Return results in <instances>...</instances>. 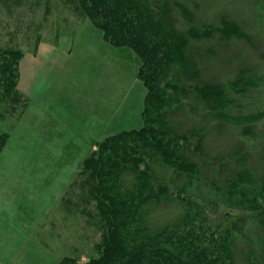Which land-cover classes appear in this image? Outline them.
Wrapping results in <instances>:
<instances>
[{"label":"trees","instance_id":"trees-1","mask_svg":"<svg viewBox=\"0 0 264 264\" xmlns=\"http://www.w3.org/2000/svg\"><path fill=\"white\" fill-rule=\"evenodd\" d=\"M75 1L104 39L138 55L147 94L142 126L96 143L77 177L79 190L92 191L103 210L98 256L56 264H264V171L232 150L205 163L208 132L224 126L221 116L233 101L202 66L216 51H203L202 43L225 32L227 40L247 39L238 19L224 14L213 24L201 9L196 20L181 0ZM22 56L0 47V102L14 106L22 97L15 87ZM243 71L233 77L232 93L255 86ZM3 111L1 120L15 115ZM203 208L243 215L204 226Z\"/></svg>","mask_w":264,"mask_h":264},{"label":"rangeland","instance_id":"rangeland-1","mask_svg":"<svg viewBox=\"0 0 264 264\" xmlns=\"http://www.w3.org/2000/svg\"><path fill=\"white\" fill-rule=\"evenodd\" d=\"M181 1L196 20L202 19L201 9L204 19L213 24L224 14L233 15L248 35L247 39L231 36L227 40L226 32L213 34L202 43L203 51L216 49L206 57L212 60H203L202 66L212 71L210 77L225 87L224 97L233 101L223 112L225 116H221L226 120L224 126L208 132L205 163H215L216 156L224 157L232 150L238 158L252 166L257 163L264 171V2L214 0L218 7H213V0H206L212 3L209 6L204 0ZM79 5L75 0H0V47L23 52L15 85L22 97L14 106L0 102V135H6L0 140V192H21V196L31 193L30 200H12L13 209L3 208L0 212V221L5 219L0 228L5 234L8 228L12 229L10 243L16 250L14 243L23 240L20 224L24 216H33L26 223L33 247L16 257L17 264H56L63 257L82 262L98 256L97 245L106 227L103 210L97 207L92 191H84L83 186L79 190L77 177L96 143L143 124L147 88L143 86V76H138L140 58L130 47H115L104 39L91 19L76 9ZM74 47L79 57L63 62L60 72V55ZM242 70L255 86L243 94L232 93L233 77ZM47 81L51 84V100L54 96L60 98V87L67 93L61 119L53 110L42 107L39 90ZM10 109L15 115L1 120L3 110ZM111 113L110 123L103 129L102 124ZM79 115L85 117L88 125H82ZM98 122L103 129L100 135ZM240 142L242 147L238 146ZM196 203L200 205L201 201ZM48 209L52 212L50 219L45 217ZM203 209L207 210L204 226L224 225L243 215L224 208ZM7 215L12 217L10 224ZM50 221L52 236L62 230L61 239L49 238L43 230ZM17 231L20 238L14 242Z\"/></svg>","mask_w":264,"mask_h":264},{"label":"crops","instance_id":"crops-1","mask_svg":"<svg viewBox=\"0 0 264 264\" xmlns=\"http://www.w3.org/2000/svg\"><path fill=\"white\" fill-rule=\"evenodd\" d=\"M55 51H59V50L55 49ZM77 51L78 50L76 49V47H74V48L71 49L70 52H68V53L66 52L64 54H61L60 56H61L63 61L61 62L62 65H60L59 66L60 68L58 67L57 70L59 69L60 72H61V70H63V64H64L63 62H67L68 60H71L75 56L79 57V52L77 53ZM78 64H79V61H78ZM50 87H51V84L48 81H47V83H43V86L40 87L41 90H39V93H40V98L42 100V107L45 106V107H48L49 110H53V113L56 115V118L57 119H61L62 117H64L61 109L64 111L65 108H66L65 107V102L67 101V93H65L62 90V88L60 87V88H58V91L60 93V98L58 96L57 97L54 96L53 99L51 100V96H50V92H49ZM74 87H79V85H75ZM70 92H71V90H70ZM72 93H75V91L72 92ZM76 96H78V95H76ZM116 104L118 105L119 103L117 102ZM114 112H113V114H114ZM111 117H112V113L110 114V116H109L108 120L106 121V123L102 124L103 129H105L107 124L110 123ZM79 118H81V120H79V121H81L83 126L88 125V121L85 120V117H83L82 115L81 116L79 115ZM79 126L80 125L77 124L76 128H77V132L78 133H79ZM103 129H100V124L98 122V131H99L98 135H100L101 130H103ZM1 187L2 186H0V188ZM20 193L21 192L14 193V195H12L13 193L0 192V212L2 211L3 208H5L6 210L7 209H13L12 200H18V199L30 200L31 199V197L29 198L31 193H25L22 196L19 195ZM18 197H20V198H18ZM46 216L49 217V219H50V217L52 218V212L50 211V209H48V211L46 212L45 217ZM8 217H9L8 219H9V224H10L12 217L11 216H8ZM32 218H33V216H32ZM32 218H30L29 216L26 215V216H24L23 222H21L22 224H20L23 227L22 231H24V233L22 235L23 236V240L21 241V243H14L15 246H17L16 247L17 250L10 243L11 239H12V229L8 228V232H7V234H5L4 230L2 228H0V264H17V258L16 257H21L22 254L25 252V250L33 247L32 243H31V240H32L33 236H30V233L26 232L27 220H30ZM4 220L5 219L0 221V225H1V222H3ZM48 225H49V227L45 226L43 228V230L48 234V237L49 238L56 237L58 239H61L62 238V233H61L62 230L59 231L58 234L54 233V234H56V236L55 235L52 236V233H53V230H54L53 226H52L53 222L50 221L48 223ZM38 226L41 228L42 222ZM19 229H20V227H19ZM43 237H45V236L43 235ZM19 238H20V231H17V232L14 233V238H13L14 242L17 239H19ZM6 241H7V243H6ZM42 244L46 248L49 247L48 243L46 242V240L44 238H42Z\"/></svg>","mask_w":264,"mask_h":264}]
</instances>
